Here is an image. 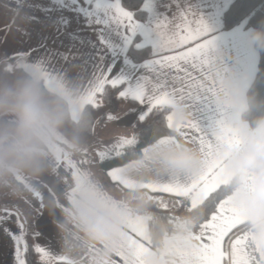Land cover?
<instances>
[{
  "label": "snow or ice",
  "instance_id": "6c2138e0",
  "mask_svg": "<svg viewBox=\"0 0 264 264\" xmlns=\"http://www.w3.org/2000/svg\"><path fill=\"white\" fill-rule=\"evenodd\" d=\"M110 4L111 7L106 9L99 8V14L101 18L107 16L115 29L114 42L120 43L127 39L139 49L141 46L136 43L135 36L140 24L135 13L124 6V0ZM142 5L141 9L153 15L150 35L145 41L151 49L147 54L150 58L141 60L142 67L132 76L121 75L119 72L112 75L113 65L94 69L89 86L82 90V98L89 114V108L100 106L97 96L106 97L111 88L118 90L117 100H130L143 106L133 110L139 122L147 121L152 115L160 117L159 121L145 130V134L152 136L148 147L142 151H132L140 143V137H122L112 147L98 151L102 164L125 159L126 155L152 159L166 154L173 145H188L200 154L203 158L201 170L170 172L164 181L145 179L138 183L129 178L126 175L128 169L138 158H133L124 166L106 170L112 182L124 190L138 183L141 189L147 190L146 193L150 191L180 198L189 213H199L196 224L199 233L190 229L187 235L179 234L177 229L184 223L180 218L128 209L125 217L127 227L120 250L112 257L99 259L101 249L76 238L88 258L82 256L74 260L58 255L57 259L62 264H118L115 258H120L119 264H150L151 254L161 249L164 255L173 258L174 264H264V245L248 229V209L238 202L236 170L229 166L232 155L247 146L245 130L236 124L245 107L243 104L229 105L217 101L219 95L228 92L223 80L225 70L217 67L210 55L212 40L208 37L203 21L189 7L184 6V0H143ZM88 7L91 9L99 6L93 0ZM38 64L41 71L52 75L66 73L63 64L76 66L73 61H64L59 54L53 55L46 63ZM185 112L189 118H184ZM105 118L113 119V116L109 113ZM79 152L84 154L82 148ZM87 163L84 159L79 162L73 160L71 153H62L56 158L47 182L43 179L42 186L49 193V201H53L61 211L63 205L59 196H64L66 200L71 198L73 185L84 178L86 172L82 166ZM246 182L247 187L254 190L253 174L246 178ZM31 192L43 208L44 196L35 188ZM148 200L161 208L168 207L159 196L148 195ZM113 204L116 207L123 206L116 201ZM4 212L5 217H0V221L14 214L8 207H5ZM16 224L21 229L20 234L12 233L10 229H5V232L16 245V264H27L25 256L28 246L26 242L21 244L24 226L19 219ZM57 226L61 229V221ZM241 227L246 231L230 241L229 254L223 248L225 238L233 229ZM40 235L33 233L34 237ZM67 236L62 235L61 239L66 240ZM33 251L42 257L41 264L57 255L45 245H34Z\"/></svg>",
  "mask_w": 264,
  "mask_h": 264
},
{
  "label": "crops",
  "instance_id": "0c3cea01",
  "mask_svg": "<svg viewBox=\"0 0 264 264\" xmlns=\"http://www.w3.org/2000/svg\"><path fill=\"white\" fill-rule=\"evenodd\" d=\"M231 1L184 0V6L189 7L203 21L208 37L212 40L210 55L214 61L225 70V74L233 73L244 84L247 93L256 77L260 55L255 44L249 39V34L253 29H247L243 25L228 30L221 29V14ZM92 2L93 0H0V61L14 58V65L21 66L29 75L36 76L43 81L50 91L68 102L69 112L74 120L80 118L85 107L82 90L89 86L91 73L94 69L113 65L112 75L119 72L121 75L132 76L142 67L140 62H133L127 58V51L131 45L130 40L125 39L120 43L114 42L113 33L115 29L110 25L107 16L100 17L99 8L106 9L111 7L110 2L118 3L119 1L95 0L99 7L90 9L88 5ZM168 15L171 16V12ZM152 20L153 15L150 11L149 19L146 22L137 19L140 28L135 38L139 35L137 42L141 47L148 46L145 41L150 35ZM45 53L49 55H45ZM56 54H59L64 61H73L76 66L69 67L68 64H63L67 71L59 75L41 71L38 63H46ZM54 63L56 62L54 61ZM59 63L57 64L58 67ZM245 103L247 105V95ZM142 107L139 104L136 107H131L128 100H125L119 110L112 114L113 119H105L102 124L95 126L92 137L83 147L84 154H86L85 159L88 161L82 166V170L86 172L84 178L74 183L73 194L70 199L66 200L64 196H59L63 211L53 201H49V193L42 186L43 179L45 178L44 182H47V177L53 171V164L58 155L68 154L63 146L52 140L38 162L39 170H25L14 174L30 190L37 189L45 198V206L41 211L42 215L40 213L34 225L37 233H41L39 237H36V244L48 246L52 253L57 254L49 257L47 261H58V255L74 260H79L82 256L85 259L88 258L76 239L80 238L87 242L75 221L76 205L86 189L90 188L99 192L101 197L112 205H114L113 201L123 204L122 201L113 199V196L119 197L123 192H135L141 189L138 183L145 179L165 180L166 175L149 177L141 172L129 174V169L135 163L128 169L126 175L138 183L128 190H124L120 185L113 183L106 175V170L100 167H98L100 170L93 174L97 179L88 173V169H92L89 167V162L99 158V156H94L95 152L98 153L100 150L112 147L122 137L131 138L134 136L132 126L137 119L133 110ZM243 112L239 114L240 119H243ZM187 118H189L188 115ZM130 162L118 166H124ZM229 166L235 169L232 166V157ZM235 170L236 175H239L237 169ZM250 174L254 175V190L247 187L246 178ZM257 190L256 172L249 170L248 175L244 177L237 189V196L239 198L244 191L254 193ZM147 194L159 196L168 205L167 208H175L179 205L180 198L150 191ZM26 202L29 204L27 199ZM243 205L248 209L249 224H255L256 220L250 213L247 204L244 203ZM11 210L14 213L11 218L0 221V264H16V245L13 239L6 234L5 229L20 234L21 229L17 227V219L24 226L21 217L16 214L17 210ZM2 212L0 217H5ZM59 221H61L62 230L57 226ZM244 231L246 230L242 228L234 233H240L238 236L240 237ZM62 235H68L67 239L62 240ZM24 237L25 228L23 227L21 244L25 242ZM228 238L229 235L225 238L223 245L226 252ZM155 253L157 252L155 251ZM158 254L166 256L162 251ZM98 258L101 259V251ZM115 259L119 264L120 258Z\"/></svg>",
  "mask_w": 264,
  "mask_h": 264
},
{
  "label": "clouds",
  "instance_id": "9594fccd",
  "mask_svg": "<svg viewBox=\"0 0 264 264\" xmlns=\"http://www.w3.org/2000/svg\"><path fill=\"white\" fill-rule=\"evenodd\" d=\"M249 39L264 48V29H254ZM217 67H220L217 64ZM228 92L217 97L222 104L247 105L246 89L233 73L223 76ZM187 112L184 118H187ZM64 121V113L55 99L50 98L40 79L25 75L16 79H0V176L20 171L39 170V160L52 142L56 130ZM237 126L243 127L247 136L246 148L234 153L232 166L243 181L249 170H255L257 191H244L238 202L246 203L256 223L249 224L257 241L264 245V116L256 119L254 126L239 119ZM203 167V158L188 145L175 146L164 155L152 159L139 157L129 174L141 172L146 176H165L170 172L182 173L191 169L196 172ZM110 195V194H109ZM113 199L123 202L116 207L104 200L99 192L86 189L76 205L75 221L88 244L101 249V260H107L120 250L126 230L127 210L138 213L149 210L148 194L143 189L123 192ZM199 213H191L190 221L182 235L198 223ZM150 264H174L168 256L153 253Z\"/></svg>",
  "mask_w": 264,
  "mask_h": 264
},
{
  "label": "trees",
  "instance_id": "16d2710c",
  "mask_svg": "<svg viewBox=\"0 0 264 264\" xmlns=\"http://www.w3.org/2000/svg\"><path fill=\"white\" fill-rule=\"evenodd\" d=\"M119 1V0H117ZM147 0H145L146 2ZM143 0H124V6L131 9L136 18L141 22H146L149 19V11L141 9ZM221 23L223 30H228L234 28L238 25H243L247 29H264V0H232L226 9L221 14ZM138 37L135 38L138 44ZM259 55V63L256 77L247 91V108L242 114V118L247 120L250 124L254 126L257 118L264 116V48H260L255 44ZM151 51L149 46L140 47L139 49L130 45L127 51V58L133 62H140L144 58H150L147 54ZM14 58L8 59L6 61H0V79H16L25 75H29L21 66L14 65ZM11 64V65H10ZM14 65V66H13ZM43 86L47 95L59 102L63 113L64 121L62 125L56 130L53 140L59 145L63 146L68 153L72 154V158L79 162L81 159L86 160V154H81L79 150L85 146L87 141L92 137L94 128L98 124H102L106 119V115L115 113L119 110L121 105L125 100H117L116 92L109 88L108 95L106 97L97 96L98 101H100V106L97 108H89V114L87 109L84 107L82 114L78 120H74L69 112L68 102L61 96L50 91L44 82ZM123 86H121L122 88ZM131 107H136L138 103L128 100ZM90 115V117H89ZM91 120V125H90ZM160 120L158 115L150 116L147 121L141 123L138 120L132 126V131L135 136L140 137V143L132 149V151H142L144 147L150 145L152 136L145 134V130L149 125H152ZM154 134V133H153ZM133 157L126 155L125 159L110 160L107 163L100 162V168L107 170L109 168L127 163L131 161ZM85 165V164H84ZM241 184L239 175H236V185L237 189ZM0 199L5 198L13 199L9 201L15 206V209H21L18 202L15 199L20 197L24 198L29 202L25 208H22V212H27L28 208H33L35 210L36 218L40 215L43 208L40 206V202L35 199L31 190L25 186L14 174L0 176ZM20 211V210H19ZM149 213H153L156 216H172L180 218L184 223L177 229L179 234H183L185 226L190 222L187 217L191 214L187 211L186 204L182 203L179 199V205L175 208H161L157 203H150ZM207 212V210H205ZM2 214H5L4 210ZM210 215V213H209ZM35 219L32 220L31 225L28 227L24 224L25 228V242L28 246V250L25 256L27 264H41L42 257L33 251V246L36 244V237L33 233H37L35 228ZM240 229V228H237ZM235 229V230H237ZM27 230V231H26ZM192 231L194 233H199V228L195 226ZM235 231L229 234L234 235ZM237 232V231H236ZM229 240V238H228ZM228 248V241H227ZM162 250L158 249L156 252L160 253ZM45 264H62L61 261H46Z\"/></svg>",
  "mask_w": 264,
  "mask_h": 264
},
{
  "label": "rangeland",
  "instance_id": "374dc122",
  "mask_svg": "<svg viewBox=\"0 0 264 264\" xmlns=\"http://www.w3.org/2000/svg\"><path fill=\"white\" fill-rule=\"evenodd\" d=\"M94 156L95 157H97L98 156V153L97 152H95L94 153ZM89 167H92V169H88V173H89V175L91 176V177H95L96 179H97V177L96 176H93V174H96L99 170H100V168H98V167H100V159L98 158V159H92V162H89ZM96 183V182H95ZM0 196H1V193H0ZM13 199L14 198H12V199H8V198H5L4 200H1L0 199V216H1V212L5 209V207H8V208H10V209H15V206L14 205H12L9 201H13ZM15 202H18V206L19 207H21V209L22 208H25L26 206H27V202H26V200L24 199V198H22V197H20L19 199H15L14 200ZM21 209H15V210H18V214H19V216L21 217V219H22V221H23V223L24 224H27V230L28 229H30L29 227H28V225L30 226L31 225V222H32V220L33 219H35L36 218V215H35V210L33 209V208H28V210H27V212H22V210ZM20 210V211H19ZM17 212V211H16ZM242 229V227L239 229V230H241ZM26 230V231H27ZM238 230V229H237ZM237 230H235V232L237 231ZM49 259V258H48Z\"/></svg>",
  "mask_w": 264,
  "mask_h": 264
},
{
  "label": "built area",
  "instance_id": "2783aa9c",
  "mask_svg": "<svg viewBox=\"0 0 264 264\" xmlns=\"http://www.w3.org/2000/svg\"><path fill=\"white\" fill-rule=\"evenodd\" d=\"M240 235V233H235L234 235H231L229 237L228 240V248H227V252L230 254L231 253V245H230V241H234L238 236Z\"/></svg>",
  "mask_w": 264,
  "mask_h": 264
}]
</instances>
